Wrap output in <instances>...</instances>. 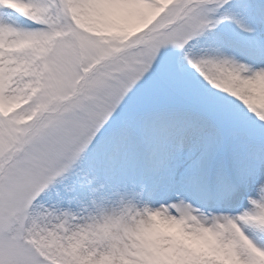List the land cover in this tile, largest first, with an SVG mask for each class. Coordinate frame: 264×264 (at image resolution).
Listing matches in <instances>:
<instances>
[{
  "label": "snow or ice",
  "instance_id": "1",
  "mask_svg": "<svg viewBox=\"0 0 264 264\" xmlns=\"http://www.w3.org/2000/svg\"><path fill=\"white\" fill-rule=\"evenodd\" d=\"M0 264H264V0H0Z\"/></svg>",
  "mask_w": 264,
  "mask_h": 264
}]
</instances>
